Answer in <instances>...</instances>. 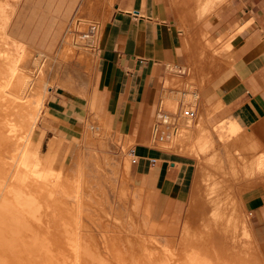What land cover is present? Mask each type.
Returning a JSON list of instances; mask_svg holds the SVG:
<instances>
[{
  "label": "crops",
  "instance_id": "crops-1",
  "mask_svg": "<svg viewBox=\"0 0 264 264\" xmlns=\"http://www.w3.org/2000/svg\"><path fill=\"white\" fill-rule=\"evenodd\" d=\"M79 1L21 0L12 28L31 45L35 43L37 51L50 53L58 41L59 48L77 17ZM209 3L211 12H207ZM201 7L200 17L211 16L201 27L210 46L183 32L168 0H115L106 29L96 38L86 97L58 85L51 87L38 138L42 147L50 138L48 149L54 140L83 144L81 132L94 120L107 132L103 141L96 137L95 144H110L114 149V141L120 143L117 137L122 144L133 143L128 154L136 162L124 159L131 184L153 211L155 206L174 207L165 209L161 217L171 232L179 228V211L188 208L197 193L215 190V207L225 208L230 204L224 203L227 194L221 192L234 190L232 182L248 179L254 185L259 181L242 197L234 193L233 201L252 222L264 226V171L255 169L256 161L264 160V0H205ZM189 94L191 101L186 100ZM188 105L195 111L192 135L187 132L174 144L169 135L164 141L172 146L160 147L163 143L155 140L153 132L160 114L176 118V136L186 119L177 115ZM181 127L189 128L186 123ZM229 131L237 133L228 141L232 151L221 142ZM208 144L211 147L205 148ZM253 145H259L257 153L249 151ZM241 147L242 153L235 152ZM214 171L219 173L217 178L209 176ZM105 172L108 177L109 170ZM148 227L151 231L152 223Z\"/></svg>",
  "mask_w": 264,
  "mask_h": 264
},
{
  "label": "bare ground",
  "instance_id": "bare-ground-1",
  "mask_svg": "<svg viewBox=\"0 0 264 264\" xmlns=\"http://www.w3.org/2000/svg\"><path fill=\"white\" fill-rule=\"evenodd\" d=\"M17 3L19 0H0V264H207L210 260L202 257V249H198L201 252L197 253L185 251L174 257L153 244L149 236L148 240H143L135 235V238L131 237L133 234L127 237L106 234L108 227L111 228L108 226L113 206L110 195L117 188L116 179L119 171H122L121 159L107 153L98 155L90 149L85 150L84 154L77 151L71 164L66 166L64 160L67 155L61 160L58 157V150L64 142L60 140L52 141L41 158L40 138L33 140V136L42 116L47 90L59 82L63 88L86 97L90 82L83 71H88L92 55L87 47L73 44L69 36L61 40L58 60L44 53H36L34 49L27 50V46L7 33ZM92 3L86 1L79 10L73 24L78 29L90 30L89 27L87 29L86 20L93 17ZM167 118L176 121L174 117ZM174 131L171 129V132ZM81 133L85 137L82 145L86 148L99 146L111 149L110 144L94 143L96 137L103 141L102 137L107 135L101 126L96 133L88 128ZM58 163L60 169L54 171L53 167ZM262 165L263 160L259 166ZM105 168L109 170L108 177L104 176ZM106 184L109 188L105 187ZM126 184L128 182L121 189L123 197L128 195L129 186ZM140 196L142 193L136 190L133 202L130 199L135 210L140 204L138 202H141L138 201ZM147 206L143 221L146 229L149 228L148 221L153 211L148 203ZM211 206L215 207V204ZM215 213L220 214L219 210ZM125 215V209L120 207L115 222L122 228L118 227L121 233ZM222 222L218 219L214 226L205 224V234L212 233L213 229L220 233L227 230L225 225H219ZM140 227L142 229L143 226ZM128 230L131 232L135 228L130 226ZM191 232L187 224L184 230L187 241L196 238ZM202 236H198L194 245H202ZM167 246L172 248L173 243L167 241Z\"/></svg>",
  "mask_w": 264,
  "mask_h": 264
},
{
  "label": "rangeland",
  "instance_id": "rangeland-1",
  "mask_svg": "<svg viewBox=\"0 0 264 264\" xmlns=\"http://www.w3.org/2000/svg\"><path fill=\"white\" fill-rule=\"evenodd\" d=\"M7 1H10V0H7ZM20 1L21 0H19V3H20ZM86 1H89V0H80L78 3V9L80 8V6L82 7V5ZM90 1H91V3H92V1H95L92 3V6L94 8V14H93L92 18H89L86 20V22H87L86 25H87V29L90 28V30H89L90 32H92V31H96V32L88 34L89 32H87V30L85 31L81 27H80L81 29H78L79 27H77V25H73L75 23L74 17H76V15H77V14H75L73 16V20H74L73 23L71 21L72 24L70 23L71 25L70 24L68 25L67 30L63 34L62 37H64L65 35L69 36L71 38V42L73 44H75L78 47H82V46L84 48L87 47L86 49H88L90 51V53L92 55V59H91L92 63L90 65V67L88 68V71H86V69H85V71H86L87 76L90 78V80H92L90 74H91V71H92V68H93V65L95 62L96 38L100 37L107 27L108 22H109V17L111 15V11H112L113 4H114L115 0H109L110 2L109 1L107 2V0H90ZM203 1H205V0H168L170 10L172 11V16H173L174 20L180 25L183 32L188 33V34H192L193 36L197 37L198 39H200L203 42H205L206 44H208V46H210L208 43V36L206 33H204V31L202 30L201 27L209 22V20H207V19L210 18L211 16L210 15H204V16L200 17L198 14V12L203 8V7H201L203 5ZM211 4L212 3H209L210 9L207 8L208 9L207 12L208 11L211 12V10H212ZM214 4H215V2H214ZM18 5L19 4L17 3L15 6L14 15L12 17L13 20H14ZM96 5H98V6H96ZM205 9H206V7H205ZM77 12H78V10L76 11V13ZM13 20H11V23L9 24V27H8L9 29L7 31L8 35L12 39L17 40L20 43L24 44L25 47L27 46L26 47L27 50L35 48L34 50L36 53H44V54L50 55L53 58V60H58L57 53H58L59 48H57V45L59 44V41H58V44L55 45L56 49L53 50L54 52L52 50L49 51L50 53L43 52V51H37L36 50L37 48L35 47V43L34 44L32 43V45H31L30 44L31 41H27L28 39L25 35L21 36L20 34H18L14 31V29L12 28ZM93 25H96L97 27L92 28ZM96 28H97V30H94ZM84 35H86V36L83 37ZM87 35H89L88 38H87ZM64 38H66V37H64ZM39 61L42 62V58H40ZM56 85L62 87L59 82L55 83L53 86H56ZM50 88H48V90ZM48 90H47V92H48ZM186 100H188V101L193 100L192 95L189 94L187 96ZM44 121H45V116L40 117V119L38 120L36 132H35L36 134H34L33 140H36L38 138V134H39L38 132H42V123ZM191 122H192V120H188V119H183V121L181 120V123L179 124V128L177 129L176 136H170V140H172V144L178 142L180 140V138H182V136H184L188 133H190L192 135V132H191L192 124H191ZM182 123H184V124L186 123V125H188L189 128H187V130L182 129V127H181ZM88 125H89V127H88ZM86 128H88L91 132L96 133L97 128H99V126H97V122H95L93 120V122L91 121L90 123H87V126L83 129L85 130ZM235 134H237V133L235 132L232 134L229 131V137L221 138V142L222 143L225 142L226 144H228L231 148V151L234 150V148L232 147V145H230L228 143V141L231 139V136L235 135ZM115 139L116 140L119 139L120 143H117L116 141H114V144H115L114 149H102L99 146H94V147L90 146V147L86 148V146H83L81 143L78 144V143L74 142V144L65 143L64 145H62L60 147L61 151H60V149L58 150L59 160H61V158L63 156L67 155L65 160H64V164L66 166L67 165L69 166L71 164L72 159L75 157L77 151H80L82 154H84L85 150H90V149L93 150L98 155L101 154L103 156V154L107 153L112 157H117V158L121 159V162L123 164L121 163V167H122L121 170L122 171L120 172L119 177H117L118 179H116V181L118 183V184L116 183L117 188L115 187L116 190L115 191L113 190V192H111V195H110L111 196L110 200H111V203L113 206H112V214H111L112 218H110L111 221L109 220L108 226L110 225L111 228L108 227V229L106 230L107 231L106 234L111 233V235L113 234V235L119 236V237H123V236L127 237V235L129 236L130 234H133L130 236L134 237V235H135L136 238H139V239L141 238L143 240H148V238H149V239H151L152 243L158 245L165 254H168V255H171L174 257L178 256L179 254H182L185 251H191V252L197 253L200 251L198 249H202L201 250L203 252L202 257L208 258V260H210L207 264H264V226L261 224H256V223L252 222L248 212L241 210L237 200L233 201L234 193L238 198H239V196L242 197V195H241L242 192H245L247 189L253 188L254 185L259 183V181H257L256 184L254 183V185L248 184L249 180L248 179H242V178H241L242 180L232 182L231 188L234 187V190L235 189H237V190L234 191L231 189V191L226 190L223 193H221L222 195L225 194V196L227 194L226 198H224V203L225 204L228 203V205L230 204L229 206H227L225 208H215V207L211 206L212 204H215V199L210 198L211 196H215V190H213L212 192L209 191V193L204 192V191H202L201 193H197V195H195L193 197V200L191 201L190 206L188 208H187L188 205L184 206L182 208V210L179 211L180 217L178 218V221L176 222L178 224L179 228L177 231H174V232H171L163 224L162 218H161L165 209H170L172 211V210H175L174 207H172V208L168 207V208H165L164 210H162V209L157 208L155 206L154 211H152L153 212L152 216L150 217V219L148 221V224L152 223V227H151V231H150L149 228L146 229V228H144V225H143L144 215H145L144 210L148 209L147 208L148 207L147 202L145 201V199H143V195H142L139 198L140 200H138V201H141L138 203L142 204V206H139L140 204H138L139 208L137 207V209H139L140 211H138L137 209L136 210L133 209V206H132L133 203H131L130 199H132V202H133V197H134V193L136 190L132 186L131 181H129L130 177L127 175L128 173H126L127 172L126 168H125V170L123 169L125 166L124 165V159L129 158L130 162L132 160V158L129 157L128 149L131 147V145L133 143L126 142L125 144H122L121 137H117ZM49 140H50V138L46 140L43 147L41 145V151H40L41 158L45 155V153H47L46 151L48 149ZM240 144H238V145L240 146ZM159 146L164 147V148H170L172 145L170 144V141H169V142L163 143L162 145L160 144ZM208 146L211 147V144L205 145V148ZM253 146H254V148L251 146L253 149L250 147L249 150L257 153L256 149H257V147H259V145H253ZM242 149H243L242 147H241V151L240 150L236 151V149H235V152L242 153V151H243ZM247 150H248V148H247ZM261 153H264V151H262ZM261 153H258V155H260ZM125 154H126V157H124ZM252 161H251L252 163L255 162L254 160H252ZM261 161L262 160L256 161L257 162V168H255V169L257 172L258 171H260V172L264 171V169H263L264 165L262 166V168L259 166L261 164ZM263 162H264V160H263ZM59 164L60 163L56 164L53 167L54 171H59V169H60ZM252 167H253V165L250 168L251 174H253V171H254L253 170L254 167L253 168ZM104 170L108 171L107 168H105ZM214 170L217 172L219 171L218 169H215V168H214ZM215 171H214V173H215L214 176H213V174H210L209 176L217 178L220 171H219V173H217ZM122 172H124L123 175H122ZM124 175L128 176V178H126V176H124ZM123 176H124L125 180L123 179ZM131 177H132V175H131ZM229 178H231V177H229ZM259 178H260V175H256V179L260 180ZM126 181L128 182V184H126V185L129 186V189L127 191L128 195H126L127 197L130 195L128 197V199L126 196L123 197L121 194L122 186H124L125 183H127ZM206 181L203 182L204 185H205ZM210 181H211V178H210ZM250 182H251V180H250ZM261 183H264V181ZM105 187L109 188V185L106 184ZM129 190H130V193H129ZM228 193H229V195H228ZM131 194H132V196H131ZM206 194H209L210 200H209V198L206 197ZM120 200H123V201H120ZM126 200H129V201H126ZM153 203H155L154 199H153ZM234 203H235V205H234ZM123 205H125V206H123ZM143 206H144V209L142 208ZM120 207H123L125 209V213L127 214V215H125V218H124L125 224L123 225L122 233L120 232L121 230H119V228L120 229H122V228L120 226H117V224L115 222V218H116L117 212L120 209ZM130 208H132V210ZM186 208H187V210L185 212ZM213 208H215V210H212ZM141 209H142V212H141ZM217 209L219 210L221 217H220V214L215 213L218 211ZM132 211L134 213H132ZM138 212H140V214ZM189 214H190V216H189ZM216 215H219V217L218 216L216 217ZM237 215H238V217H237ZM113 216H115V217H113ZM127 216H128V218H127ZM214 216H215V218H214ZM187 219H189V225H190V229L192 231L191 234H193L196 237L195 239H191L189 241H187L185 239V234H184V230H185L186 225H187L186 224ZM218 219L220 221L221 220L223 221L219 225H222V226L225 225L226 227L225 226L224 227L227 228V230L224 231L225 235H224V232H221V233L216 232L214 229L211 231L212 233L209 232L210 233L209 234L207 232V234H205L207 230L205 231V228H203L204 225L208 224V225L214 226V225H216L215 220L218 221ZM134 220L136 221V223ZM129 221H131V222H129ZM154 221H156V222H154ZM205 221H208V223L207 222L205 223ZM237 222H239V223H237ZM129 223H133V224H129ZM136 225H138V226H136ZM159 225L163 226L164 228L158 229ZM130 226L132 227V229L135 228V230H131V232H130V230H128V229H130ZM140 226H143L142 229ZM115 227H117V228L119 227V228L114 229ZM114 230H116V231H114ZM142 230H143V232H141ZM117 231H119V233ZM137 234H139L140 237ZM201 234H203V236L200 239V244H202V245H194V241L197 240L198 236ZM108 235H110V234H108ZM205 235H206V237H205ZM142 236L143 237L145 236V237L143 238ZM206 238H207V240H206ZM203 240H205V242H203ZM167 241H171L173 243L172 248H169L167 246ZM206 241H207V243H206Z\"/></svg>",
  "mask_w": 264,
  "mask_h": 264
},
{
  "label": "built area",
  "instance_id": "built-area-1",
  "mask_svg": "<svg viewBox=\"0 0 264 264\" xmlns=\"http://www.w3.org/2000/svg\"><path fill=\"white\" fill-rule=\"evenodd\" d=\"M180 111H181V115H179V113H178L177 117L179 116L180 118L183 117V118H186L188 120H192L195 116V111L189 105H188V107L187 106L183 107ZM167 116H169V115L166 113L160 114V120H158V122H157L158 124H156L153 128L154 138L157 141L165 140L166 137H168L169 135H171V133H174L176 131L177 127H176L175 121L174 120L173 121L168 120L170 118H167ZM173 119L176 120L175 117ZM164 128H165V131H164ZM171 129H172V131H174V130L175 131L171 132ZM131 162L132 163L136 162V159L132 158Z\"/></svg>",
  "mask_w": 264,
  "mask_h": 264
}]
</instances>
